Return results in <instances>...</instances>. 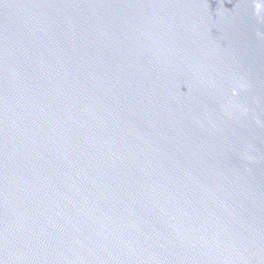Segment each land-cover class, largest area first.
Returning a JSON list of instances; mask_svg holds the SVG:
<instances>
[{"label":"water","instance_id":"obj_1","mask_svg":"<svg viewBox=\"0 0 264 264\" xmlns=\"http://www.w3.org/2000/svg\"><path fill=\"white\" fill-rule=\"evenodd\" d=\"M0 264H264V0H0Z\"/></svg>","mask_w":264,"mask_h":264}]
</instances>
